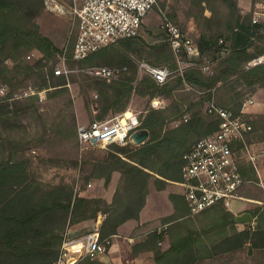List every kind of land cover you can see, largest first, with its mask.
<instances>
[{
  "label": "trees",
  "instance_id": "trees-1",
  "mask_svg": "<svg viewBox=\"0 0 264 264\" xmlns=\"http://www.w3.org/2000/svg\"><path fill=\"white\" fill-rule=\"evenodd\" d=\"M185 1L191 23V28L189 24L188 27L195 31L191 37L208 59L184 67L160 88L151 76L138 78L139 60L149 59L154 65L168 66L173 71L179 70V57L188 60L184 49L179 57L172 49L166 28L143 23L138 35L106 44L76 60L73 58L76 29L69 30L63 48L42 32L38 17L48 9L46 0H0V80L9 87L6 96L0 99V123L12 124V113L19 106L24 111L32 110L40 119L34 134L5 136L0 132V264H50L59 256L68 227L97 219L101 213L105 215L99 230L102 241L118 234L127 221L139 220L151 184L163 190L180 181L184 154L201 137L219 128L221 118L208 112L207 104L214 101L239 113L245 99L264 87V62L245 65L264 54V24H253L251 14L243 15L238 0ZM166 2L159 0L155 6L162 15H167ZM167 17L178 26L183 25L176 15V20ZM33 49L42 56L30 62L26 55ZM65 50L72 71L69 75H56L54 65ZM6 60L16 62L15 66L8 69ZM48 60H52L51 65L45 62ZM207 61L213 73L202 68ZM94 65L127 69L120 78L108 82L81 70ZM76 66L81 67L78 71L83 76L86 108L93 119L103 120L125 111L133 94L151 100L159 93L170 99L167 106L150 109L137 128L148 130L145 142L136 145L129 139L126 144L113 143L102 157H96L91 150L86 155L88 159H83L77 115L68 86ZM29 80L38 83L39 89L49 91V97H64L62 105L48 113L40 110L37 94L25 100L14 99L15 92L27 86ZM88 90L96 91L99 97L94 116ZM244 117L252 127L246 142L263 145L264 113L246 112ZM179 120L178 124H172ZM30 136L33 142L48 147L50 166L60 155L59 150L69 148L71 153L76 150L71 168L78 171L80 165L86 184L103 179L108 186L118 172L112 200L84 196L76 192L78 182L60 175L58 181L43 180L33 166L36 157L26 151L30 141L25 139ZM244 147V142L238 143L241 174L246 180L257 182L258 172L243 154ZM58 163L54 165L60 166ZM241 193L261 201L247 210L254 224L237 221L236 215L221 204L192 215L184 195L171 193L173 212L161 217L159 224L147 231L149 222L138 226L144 233H132L136 237L130 249L132 255L152 253L156 264H264V194L258 189H245ZM241 253H247L246 260L241 257L239 260ZM100 263L90 256L79 262Z\"/></svg>",
  "mask_w": 264,
  "mask_h": 264
},
{
  "label": "built area",
  "instance_id": "built-area-1",
  "mask_svg": "<svg viewBox=\"0 0 264 264\" xmlns=\"http://www.w3.org/2000/svg\"><path fill=\"white\" fill-rule=\"evenodd\" d=\"M46 2L49 8V0ZM158 2L159 0H72L70 4L73 18L72 29L77 31L73 58L81 60L106 44L138 35L145 18L155 9ZM251 9L253 24H264V0H256ZM163 27L169 32V44L178 53V57L182 49L187 53L188 60L180 57L178 59L179 71L188 65L197 64L198 60L208 59L197 43L166 14L163 15ZM220 42L222 43L223 40ZM31 57L32 55L29 54L28 58ZM207 62L209 63H202V68L213 73L210 61ZM261 62H264V54L248 60L245 65L250 67ZM126 69V67L94 66L88 68L87 72L111 82L120 78ZM139 69L149 74L160 88L175 75L168 66L151 65L146 61H140ZM71 71L65 50L54 66V72L56 75H67ZM8 89V85L0 80V99L6 96ZM35 93L36 90L30 87L21 94H15L13 98ZM253 102L252 96L246 98L239 113L218 105L214 101L207 104L208 112L217 113L220 116L219 128L201 137L192 149L184 154L182 179L175 182L183 188L182 194L192 215L217 204L229 209L233 199H246L241 191L247 185L258 183L246 180L242 176L237 149L239 142L245 143L243 154L260 174L259 163L264 157V146L246 142V136L252 127L245 119L244 113L248 112L247 106ZM169 103V98L157 93L150 100L148 110L163 108ZM143 113L141 110L130 107L113 117L79 124V143L83 148L96 146L106 148L113 143L126 144L131 139L132 133L141 125ZM187 119L186 115L185 120ZM81 190V186L77 184L76 192ZM111 244V238L101 240L98 227L96 231L84 237L65 238L58 258L50 264H79L85 256L93 259L106 254Z\"/></svg>",
  "mask_w": 264,
  "mask_h": 264
},
{
  "label": "rangeland",
  "instance_id": "rangeland-1",
  "mask_svg": "<svg viewBox=\"0 0 264 264\" xmlns=\"http://www.w3.org/2000/svg\"><path fill=\"white\" fill-rule=\"evenodd\" d=\"M255 1L256 0H238V6L240 8L241 13L243 15H247V14L252 15V13H251L252 9L251 8H252L253 4L255 3ZM48 4H49V8L44 10L41 13V15L38 17V22L40 23L42 32L44 34L50 36L51 38H53L55 40V42L58 44V46L63 48L65 46V44L67 43L68 36H69V30H71L72 24H73V18H72V14H71L70 5H69V0H49ZM188 8H189L188 3H186L185 0H181V2L179 0H167L166 8L164 11L167 13V15L169 17L173 16V18H174V16L176 15L177 16L176 19H178L179 22L183 23V25H182L183 27L187 28L188 24H189L190 28H191V23H189L190 21H188V19L190 17L187 14ZM207 12H208V14L210 13L209 11H207ZM144 23L157 24L163 28V15L159 12V10L157 8H155L145 18ZM183 32H185V34H187L190 37L195 36L194 35L195 31H193V28L189 29V27H188L186 30H183ZM29 54L32 55L31 58H28ZM41 56H42V54L39 50L33 49L32 51H30L26 55V58L28 61L34 62L35 60L41 58ZM51 61L52 60H48L45 62H48L49 65H51L52 64ZM140 61H146V62L150 63L151 65H154L149 59L139 60L138 70H137L138 78H142L143 76H146V75L150 76L146 72H143L139 69ZM57 62H59V60ZM57 62H56V64H57ZM5 64L8 66V69H11L15 66L16 62H12L11 60H6ZM94 66L96 67L97 65H94ZM94 66H88L85 68H81L80 66H76L74 68L76 70V72L74 74L73 81H71L72 78H71V80L68 81L69 90L71 93V97L74 101V108H75V112L77 115V126L79 124L91 123L94 120H100L97 118H94V119L91 118L90 114L88 113V110L86 108V104H87L86 100H85L86 98L84 95L85 93L83 91V86H82L83 76L79 75L81 72L78 71L79 68H81L82 71L91 75L89 72H87V69L90 67H94ZM108 67H110V66H108ZM178 72H179V70L174 69L175 75L178 74ZM67 75H69V74H67ZM38 86H39L38 83H36L34 80H29L28 85L25 87L19 88V92H15V94H21L25 90L32 87L36 90L35 94H37L40 97V103H39L40 110L42 112H48V113L55 112L54 108H57V107H59V105L60 106L62 105L64 97H62V98L49 97V93H48L49 91H46V89H39ZM258 91L259 92H257L254 96V102L247 106L248 112H252V113L256 112V111L264 112V87L260 88ZM87 93H90V98H89L90 99V110L92 112V115L94 116L98 112L97 110L95 111V108H96L95 106H97V104H98V98L99 97H98V94L96 93V91L88 90ZM15 94H14V96H15ZM32 95H34V94H32ZM28 96H31V95H27V96H23V97H19V98H14V99L22 98V100H23L24 98H26ZM149 104H150V99H148L146 97H140L136 94H133L131 101L129 103V106L127 107L126 110H128L130 107H133L137 110L143 111L144 112L143 115L145 116L147 114V112L150 110V109L148 110ZM115 115L116 114L110 115L107 118L113 117ZM11 122H12V124H10V125H9V123H0V132L2 134H5V136L11 135V133L12 134H20V135L34 134L36 132L35 131L36 128L40 124V119H39V116L34 115L32 113V110L24 111V107L21 108L19 106V110L15 113H12ZM179 122H180V120L175 121L172 124L175 125V124H178ZM32 137L33 136L26 137V139H25L27 141H30V144L26 146V149H27L26 151L28 153H30L31 155H34L36 157V159L33 158L34 159L33 166H34L36 173L38 175H40L43 180L51 181V182L58 181L59 175H60L61 177H66V179L69 181H74V182L76 181V182H78L77 184L82 185L83 189L81 190L80 193L84 196H87L90 198L91 197H104V198H106L107 196H109V193H107V191H106L108 186L105 185L103 179H101V180H103L102 182L99 181L100 179H97V180H92L90 183L86 184V183H84L83 173L80 170V165L78 166V169H77L78 171H74L73 168H71L74 165L75 159H74L73 155H75L76 150L72 151L73 153H71V151H69V148L68 149L64 148L66 151L65 150L64 151L59 150L58 152H61V153H59L60 155L58 156V158H56V161L54 163L59 162L58 164H60V166H55L56 164L54 165V163L52 166H50L51 164L48 161V157H49L48 147L42 145L41 143L33 142ZM34 144L39 145V146L35 147ZM262 146H264V143ZM70 148H71V146H70ZM79 149L81 152L80 154L83 156V159L87 160L88 158H86V155H88V153H90L91 150H93V155H95L96 157L97 156L102 157L104 152L109 150L110 148H109V146L106 148L98 147V146L91 147V148H83L81 146V144L79 143ZM0 156H1V152H0ZM259 168H260V174L258 173V175H259V180L257 181L258 183L257 184H250L249 186L245 187L242 191H244L245 189H249L250 191H255L256 189H258V192L264 194V187H263L264 186V157H262V160L259 163ZM173 183L169 184L167 190L162 191V192H157L155 185L151 184V189H150L151 190V192H150L151 193L150 194L151 202H150V204H153V205H149V207L147 209H144V211H142V214H141L142 219H148V218H151L154 216L156 217L159 215H163V214L168 212V209H171L172 203H171V199L169 198V193H171L172 191H179L180 192L183 190V188L180 185L173 184ZM254 205H255V199L250 198V197H247L244 200L233 199L231 201L229 209L235 215H237L241 211H245V210L253 207ZM150 206H152V207H150ZM226 209H228V208H226ZM104 218H105V215L101 213V214H99L97 219L90 218V219H86L83 221L73 223L72 225H70L68 227L65 238H73V237L81 238V237L88 235L89 233L96 231V229L98 227L100 230V226H101L100 222H102ZM153 220L154 221L160 220V217H157ZM149 223H150V225L149 226L147 225L146 230H148L149 228H152L154 226H157V224H159L157 222H152V223L149 222ZM247 223L254 224V221L252 220L251 222H247ZM247 223H245V224H247ZM123 230H125V227H123V229H121V231H123ZM135 232H137V234H139V233L143 232V229L141 230V229H138V227H137L136 229L131 231L130 228H127V230H125L124 234L129 235V234H132ZM122 244L124 245V247H126V244L124 242H122ZM117 251H118V249H116V245L114 244L111 247L110 252L109 253L107 252V254H105V255H107L112 260H116L118 258ZM124 253H125V251H124ZM246 254L247 253H241L239 255V260H240V257H241V260H246L245 259V258H247ZM99 257H101V256L99 255L96 258L99 259ZM248 260H251V258H249ZM128 263H129V260L127 259L126 264H128Z\"/></svg>",
  "mask_w": 264,
  "mask_h": 264
},
{
  "label": "crops",
  "instance_id": "crops-1",
  "mask_svg": "<svg viewBox=\"0 0 264 264\" xmlns=\"http://www.w3.org/2000/svg\"><path fill=\"white\" fill-rule=\"evenodd\" d=\"M69 5H70V3H69ZM145 24H148V23H145ZM258 90H257V92H259ZM255 94L252 96L253 99H254ZM96 110L97 109L95 108V111ZM250 113H252V112H250ZM253 113H264V112L256 111V112H253ZM118 179H119V173L118 172H115L113 174V177H112V180H111L110 184L108 185V187L106 189L107 193H109V196H107L108 198L106 197V199L108 201H111L112 200V196H113L114 190L116 188V185L118 183ZM99 181L102 182L103 180L100 179ZM175 182L173 184H176ZM168 186H167V188H168ZM167 188L166 189H163V190H158L157 189L156 191L157 192H162V191L167 190ZM150 192H151V190H150ZM174 192L175 193L182 194V191H180V192L179 191H172L171 193H174ZM171 193H169V198H170V194ZM150 194L148 195L147 203H146V205H145V207L143 208L142 211H144V209H147L149 207V205H153V204H150V202H151ZM243 195L246 198L248 197L245 194H243ZM171 203H172V201H171ZM260 203H261V201L255 200V204H260ZM150 207H152V206H150ZM173 210H174V206H173V203H172V207H171V209H168V212L167 213H165L163 215L156 216V217L154 216V217H151V218H148V219H142V217H141L142 211H141L140 219L139 220H129L126 223H124L123 225H121L120 228H119L118 234L114 235L111 238L112 244H111L110 249H109V252H110L111 247L115 244L116 245V249H118V251H117L118 258L116 260H112L107 255L103 254V255H100L101 257H99V260L101 262L100 264H126V260L127 259L129 260V263L128 264H156L155 261H154V259H153V257H152V253H142V254H139L137 256H133L130 249H131V245L134 242V240L136 239V237H134L132 234L125 235L124 233H125V230H127V228H130V230L132 231V230L136 229L138 226L143 225L144 223H147V222H151V223L152 222H157V223H159L160 222L159 220L154 221L153 219H155L157 217H160L161 218L163 216L169 215V214H171L173 212ZM247 210L241 211L237 215H240V214H243L245 212H248ZM252 220L254 221L253 217H252ZM101 223L102 222H100V224ZM123 227H125V230L121 231V229H123ZM159 230H161V229L159 228ZM140 234L141 233H139V235ZM122 242H124L126 244V247H124V245L122 244ZM164 244H165L164 247H167L168 246L167 240L165 241ZM124 251H125V253H124Z\"/></svg>",
  "mask_w": 264,
  "mask_h": 264
},
{
  "label": "water",
  "instance_id": "water-1",
  "mask_svg": "<svg viewBox=\"0 0 264 264\" xmlns=\"http://www.w3.org/2000/svg\"><path fill=\"white\" fill-rule=\"evenodd\" d=\"M148 138H149V132L147 129H138L134 131L131 135V139L136 145L145 142ZM236 220L243 223L251 222L252 215L249 212H245L243 214L237 215Z\"/></svg>",
  "mask_w": 264,
  "mask_h": 264
}]
</instances>
